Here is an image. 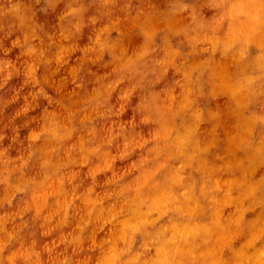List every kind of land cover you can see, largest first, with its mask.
Returning a JSON list of instances; mask_svg holds the SVG:
<instances>
[{"label": "clouds", "instance_id": "clouds-1", "mask_svg": "<svg viewBox=\"0 0 264 264\" xmlns=\"http://www.w3.org/2000/svg\"><path fill=\"white\" fill-rule=\"evenodd\" d=\"M0 264H264V0H0Z\"/></svg>", "mask_w": 264, "mask_h": 264}]
</instances>
